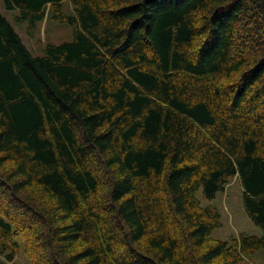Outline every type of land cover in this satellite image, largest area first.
<instances>
[{"label": "trees", "instance_id": "trees-1", "mask_svg": "<svg viewBox=\"0 0 264 264\" xmlns=\"http://www.w3.org/2000/svg\"><path fill=\"white\" fill-rule=\"evenodd\" d=\"M0 1L72 29L35 56L0 11V264L264 251V0ZM234 178L262 234L213 239Z\"/></svg>", "mask_w": 264, "mask_h": 264}, {"label": "rangeland", "instance_id": "rangeland-1", "mask_svg": "<svg viewBox=\"0 0 264 264\" xmlns=\"http://www.w3.org/2000/svg\"><path fill=\"white\" fill-rule=\"evenodd\" d=\"M1 4L0 11L11 21L33 55L42 56L45 45L48 43L60 44L72 40V29L70 26L58 24L51 20H45L39 24L34 35L27 37L24 35V25L14 20L13 16L15 14L8 12ZM66 11L68 12L67 5ZM197 197L203 206L213 205L221 215V226L212 232L211 237L213 239L229 241L233 238H238L242 234L259 236V228L251 222L245 213L242 189L237 179H232L226 186L225 191L217 193L212 202L205 201L202 198L201 191L198 192ZM16 241L20 243V250L12 264H30L23 252V239L16 237ZM240 264H264V251H258L246 257Z\"/></svg>", "mask_w": 264, "mask_h": 264}, {"label": "crops", "instance_id": "crops-1", "mask_svg": "<svg viewBox=\"0 0 264 264\" xmlns=\"http://www.w3.org/2000/svg\"><path fill=\"white\" fill-rule=\"evenodd\" d=\"M0 3H2L1 1H0ZM2 5V4H1ZM11 14H15L16 12L15 11H12V12H10ZM262 234V232H261V230H260V234H259V236Z\"/></svg>", "mask_w": 264, "mask_h": 264}]
</instances>
